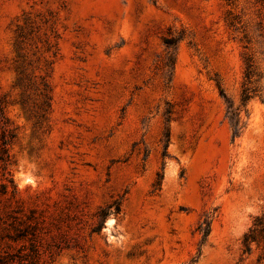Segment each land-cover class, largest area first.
<instances>
[{
	"label": "rangeland",
	"instance_id": "374dc122",
	"mask_svg": "<svg viewBox=\"0 0 264 264\" xmlns=\"http://www.w3.org/2000/svg\"><path fill=\"white\" fill-rule=\"evenodd\" d=\"M28 21L23 54L52 61L36 128L14 87ZM247 52L264 77V0H0L9 171L38 264H264V232L242 245L264 223V80L235 139L217 88L239 106Z\"/></svg>",
	"mask_w": 264,
	"mask_h": 264
},
{
	"label": "trees",
	"instance_id": "16d2710c",
	"mask_svg": "<svg viewBox=\"0 0 264 264\" xmlns=\"http://www.w3.org/2000/svg\"><path fill=\"white\" fill-rule=\"evenodd\" d=\"M31 22L19 26L15 36V84L19 90L18 102L21 110L33 128L40 126L47 120L51 108V88L49 84V72L51 69V56H43V64L36 65V52L34 59L27 58L23 54L26 41V32ZM45 52H49L50 41L46 40ZM54 56V55H53ZM243 78L239 95V106L234 108L233 101L224 93L218 85L221 98L226 104V117L232 129V137L235 139L240 134L239 115L254 98H261L263 74L257 67L253 56L244 53ZM16 138V128L4 114V101L0 102V264H38L39 250L36 249V209L24 208V202L19 196V191L11 177L9 167L11 165L10 146ZM161 179V175H158ZM114 214L119 212L116 206ZM109 213L99 212V225L102 227ZM206 227L199 226L201 240L199 245L205 243L209 235V222ZM254 228L244 235L242 240L243 251H250V244L256 242L258 236H263L264 223L260 218L255 219ZM259 228V229H258ZM264 238V237H263ZM200 254L198 249L197 257ZM26 261V263H24Z\"/></svg>",
	"mask_w": 264,
	"mask_h": 264
},
{
	"label": "bare ground",
	"instance_id": "6f19581e",
	"mask_svg": "<svg viewBox=\"0 0 264 264\" xmlns=\"http://www.w3.org/2000/svg\"><path fill=\"white\" fill-rule=\"evenodd\" d=\"M28 181H30V179H28Z\"/></svg>",
	"mask_w": 264,
	"mask_h": 264
}]
</instances>
